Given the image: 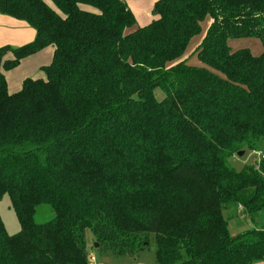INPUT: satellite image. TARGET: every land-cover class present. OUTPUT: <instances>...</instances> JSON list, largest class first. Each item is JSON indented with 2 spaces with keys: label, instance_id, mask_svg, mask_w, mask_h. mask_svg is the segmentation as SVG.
I'll return each instance as SVG.
<instances>
[{
  "label": "trees",
  "instance_id": "trees-1",
  "mask_svg": "<svg viewBox=\"0 0 264 264\" xmlns=\"http://www.w3.org/2000/svg\"><path fill=\"white\" fill-rule=\"evenodd\" d=\"M49 1L0 0L35 32L0 47V198L20 228L0 218V264L133 258L151 239L156 264L263 262L264 162L229 160L264 154V0H158L133 30L122 0ZM245 38L260 56L229 50ZM46 47L44 78L9 94L2 71ZM42 204L54 217L35 224ZM237 206L251 228L231 235Z\"/></svg>",
  "mask_w": 264,
  "mask_h": 264
},
{
  "label": "crops",
  "instance_id": "crops-1",
  "mask_svg": "<svg viewBox=\"0 0 264 264\" xmlns=\"http://www.w3.org/2000/svg\"><path fill=\"white\" fill-rule=\"evenodd\" d=\"M127 6L128 10L133 14L135 20V26L132 28L137 29L148 25L151 21L155 19L153 14L150 15L153 9L154 3L158 0H122ZM150 12V13H149ZM141 14V17L138 15ZM208 24V22H207ZM35 32L25 23L17 21L11 17L0 14V47L8 46L12 48L19 47L26 43L31 42L34 39ZM53 48L46 47L39 51L38 53L27 57L20 61L19 65L10 71H2L5 78L7 91L9 94L16 93L21 89L22 83L25 79H35L32 75L36 70H41L42 67L49 65L52 60ZM12 54L7 53L5 55V60L12 59ZM40 79V78H37ZM240 212V211H239ZM242 218V217H241ZM246 219V218H245ZM239 222L236 218L234 221L230 222L229 226L232 230H240L241 226H244V230L251 228L250 222L246 219ZM264 221V215L261 218ZM240 223V225H239ZM92 241H90L91 243ZM94 258L92 264H138L136 257L130 258L128 260L114 259L111 257H101L100 260H96L94 255L96 252L90 254ZM255 264H264L263 262Z\"/></svg>",
  "mask_w": 264,
  "mask_h": 264
},
{
  "label": "rangeland",
  "instance_id": "rangeland-1",
  "mask_svg": "<svg viewBox=\"0 0 264 264\" xmlns=\"http://www.w3.org/2000/svg\"><path fill=\"white\" fill-rule=\"evenodd\" d=\"M44 1L47 2V0H44ZM48 2H49V4L52 5V3L49 0H48ZM151 14H152V10H151L150 15ZM139 16L141 17V14H139L138 17ZM206 25H207L206 21L203 22L202 27H201L202 33L198 37L193 39V41L190 43V45L188 47V51L186 52L184 59H187L186 64L189 66H195V67L203 66V64H201L198 61L194 51L198 45L197 42L200 41V38H202V36L204 34V30L206 29ZM228 47H229V50H232V51L240 50V49H248L250 51V53L255 57L260 56L262 51H263V47H262L261 42L257 39H253V38L229 40ZM32 76L35 79H37V78L43 79L44 78V74L41 70H36ZM154 97L157 101H160L161 99H163L162 91L160 89H156L154 91ZM255 160H256L255 154H253V153L247 154L246 153V155H245V153H243V155L241 157H234L233 159L229 160V164L235 171H240L244 166L250 165ZM233 212H234V215L231 216L230 222L234 221L236 218L238 219L239 222H242L241 221L242 219L244 220V223L246 222L245 216H243L241 214V208L239 209V206H237V208H235V210H233ZM263 215H264V213H263ZM53 217H54V213L52 211V208L49 205L42 204V205H39L38 207H36V209H35V213L33 216V223L43 224V223L51 220ZM0 218L2 220V223L4 225V228L7 232V234L13 235L19 231L20 228H19L18 221L15 217L13 210L11 209L9 198L6 195H4L2 198H0ZM239 225H240V223H239ZM244 227H245V225L241 226L240 230H232V229H230V226H229V233L231 235H237L238 233L243 231ZM86 237H87L88 243L90 241H92L91 235L89 233L87 234ZM154 249H155L154 241L151 239L149 247L137 254V256H138L136 259L137 263L138 264H156L155 263V257H154ZM92 252L94 253L96 251L90 250V254ZM94 256H95V259L97 261L101 259L98 255H94ZM128 259H130V258H126L123 260H128ZM119 260H121V259H119Z\"/></svg>",
  "mask_w": 264,
  "mask_h": 264
},
{
  "label": "built area",
  "instance_id": "built-area-1",
  "mask_svg": "<svg viewBox=\"0 0 264 264\" xmlns=\"http://www.w3.org/2000/svg\"><path fill=\"white\" fill-rule=\"evenodd\" d=\"M255 154V157H256V161H257V163H258V165L260 164V163H263L264 162V154H262V153H260V152H257V153H254ZM260 169L261 171H263L264 172V166H262V167H260V166H257V169ZM241 207L239 206V209H240ZM94 262V258L90 255V257H89V264H92Z\"/></svg>",
  "mask_w": 264,
  "mask_h": 264
},
{
  "label": "water",
  "instance_id": "water-1",
  "mask_svg": "<svg viewBox=\"0 0 264 264\" xmlns=\"http://www.w3.org/2000/svg\"><path fill=\"white\" fill-rule=\"evenodd\" d=\"M243 155V152H238L237 153V157H241ZM97 244H94V248L96 249L97 248Z\"/></svg>",
  "mask_w": 264,
  "mask_h": 264
}]
</instances>
